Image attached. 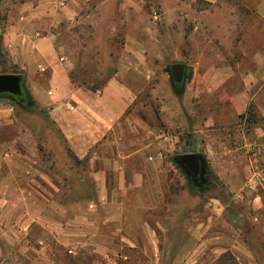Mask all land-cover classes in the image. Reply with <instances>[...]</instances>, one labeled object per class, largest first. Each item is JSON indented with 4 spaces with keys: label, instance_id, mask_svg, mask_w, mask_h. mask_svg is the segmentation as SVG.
Returning <instances> with one entry per match:
<instances>
[{
    "label": "rangeland",
    "instance_id": "obj_1",
    "mask_svg": "<svg viewBox=\"0 0 264 264\" xmlns=\"http://www.w3.org/2000/svg\"><path fill=\"white\" fill-rule=\"evenodd\" d=\"M61 1L0 0L3 53L0 73L17 71L26 81L29 71L18 67L9 55L10 48L3 35L8 20L20 33V44L33 45L32 41H42L48 50V59L59 68H68L74 85L91 91L114 74L126 45L127 48L140 45L139 58L148 65L143 71L150 77L138 98L155 105L161 132L177 136V147L171 152L164 150L174 164L171 171L166 170L163 178L167 191L165 201L177 208L169 212L161 208L145 212L146 218L158 222L153 228L162 254L159 264H172V256L186 235L187 221L222 216L234 230L239 232L240 229L239 234L246 238L259 233L251 227L249 211L255 195H261L264 201V189H250L246 181L253 170H264V134L254 128V124L263 123L256 101L264 102V95L251 101L246 116L230 122L229 108L223 106L228 99L223 100L219 94L223 89L234 88L252 92L260 87L264 92V66L251 65L254 54L264 55V0H91L84 5L73 1L69 7ZM155 13L159 15L157 20L153 18ZM244 51L246 54L243 55ZM232 55L239 58L240 65L222 66L223 61H231ZM41 63L33 65L32 73L36 76L37 71H46V65L41 66ZM175 63L194 64V76L208 77L209 91L201 98L194 95L189 98L185 88L175 92L169 74V67ZM222 78V83L212 84L213 80ZM201 84L204 82L196 79L194 88ZM35 85L32 88L39 95ZM176 94L181 110L195 114L192 119L188 117V125H185L183 116L173 117L172 96ZM7 99L0 97V103ZM28 101V105H19L7 100L12 106L15 124L8 125V121L1 120L4 125L2 152L36 158L33 165L38 175L32 180L33 187L25 185V180L21 179L23 187L32 189V193L37 189L42 191L41 187H44L50 197L65 203V217L72 216L74 210L79 214L86 213L93 186L83 176L85 164L72 161L57 126L50 118L49 106H41L36 96L29 97ZM206 117L210 120L208 124L202 121ZM10 143L13 145L9 146ZM189 151H198L206 159L210 178V186L206 189L192 188L176 163V157ZM257 151L254 162L252 154ZM217 172L222 178L216 175ZM22 195L29 196L26 191H22ZM38 198L42 199L41 196ZM213 200L223 207L220 213L211 208L198 213V208ZM25 213L21 210L12 214L7 209L0 212V264H153L152 260L143 258L137 247L131 249L120 241L116 242L113 234H118V230L113 228L107 232L103 223L104 212H101V218H96V233L113 235L114 243L102 241L94 244L86 241L87 236L82 241H73L72 235H62L55 224L62 213L54 208L32 211L50 218L48 226H43L40 221L25 223ZM76 225L81 227L79 222L68 226L73 228ZM126 229L132 230V227ZM216 264H239L234 249L224 252Z\"/></svg>",
    "mask_w": 264,
    "mask_h": 264
},
{
    "label": "crops",
    "instance_id": "obj_2",
    "mask_svg": "<svg viewBox=\"0 0 264 264\" xmlns=\"http://www.w3.org/2000/svg\"><path fill=\"white\" fill-rule=\"evenodd\" d=\"M73 1L84 5L91 0H62L61 2L69 7ZM106 1L110 0H103V2ZM5 30L4 40L10 48L9 55L13 62L20 68L29 69L25 81L29 97L36 96L41 106H49L50 118L57 126L67 149L71 150L72 161L85 164L86 171L82 173L92 184L93 190L87 199L86 213L79 214L74 210L72 216L65 217V211H67L65 203L50 197L48 192L43 190L44 187H41L42 191L37 189L33 193L32 189L23 187L21 179L25 180V185L33 187L32 180L38 175L33 165L36 163V158L2 152L1 131L4 125L1 120L8 121L6 122L8 125L15 124V115L12 116V106L7 99L0 103V212L7 209L13 214L22 210L26 212L25 223L40 221L43 226H48L47 220L50 221V218L44 217L42 213L33 214L32 211L41 212L45 208L46 210L54 208L59 214L62 213L55 223L57 229L62 232V235L67 233L72 235L73 241H82L87 236L86 241L94 244L102 241L114 243L113 235H115L116 242L120 241L131 249L137 247L143 253V258L152 260L153 264L155 262L159 264L162 254L153 228V224L158 226V222H152L146 218L145 212L150 213L160 208L169 212L177 208L165 201L167 191L163 182L166 170L171 171V166L174 164L169 155L166 157L164 150L171 152L177 147V136L161 132L160 122H158L160 117L157 114V108H155L156 111L154 110L155 105L138 98L140 92L146 88L147 79L150 77L143 71V68H147L148 65L145 60L139 58L140 45L133 44L129 48L126 45L118 60L116 71L99 88L100 93L97 94L95 91L74 85L69 78L68 68H59L48 59L46 54L48 50L45 49L42 41H32L33 45L23 42V46L18 39L20 33L16 32L10 20ZM230 59L231 61H223L222 66L231 67L235 63L237 66L240 65L238 57L232 55ZM39 61H42L41 66L46 65L47 68L43 73L37 71L36 76L32 73V69L33 65ZM252 61L254 63L251 65L264 66V55L254 54ZM185 66L192 68L193 75L191 71L182 87L188 91L189 98L193 95L201 98L203 93L209 91L208 77L194 76L193 68L196 67L194 64H185ZM196 79H199L201 83L204 82V85L194 88ZM223 81L224 78L213 80L212 84L218 85ZM33 84L40 91L39 95L35 94ZM175 87V92L183 89L178 85ZM260 95H264L260 87L253 89L252 92L234 88L233 90L223 89L219 97L223 100L228 99L226 103L223 102V106L229 108V121L235 122L239 116L243 117L249 113L251 109L248 107L249 104L259 99ZM177 96L179 95L172 96L173 117L183 116L185 125H188V117L192 119L195 114L191 111L183 112ZM256 107L263 123L251 122L250 124H254L256 132L264 134V102L256 101ZM202 121L208 124L210 120L206 117V119L202 118ZM174 122L172 121V124ZM139 132L140 135H138ZM12 145L13 143L9 144V146ZM192 152L199 153L198 151L187 153ZM72 169L76 170L74 167ZM216 175L222 178L218 172ZM40 177L43 179V176ZM58 190L57 185L56 191ZM22 191L28 193V198H25L26 194L23 197ZM50 194L53 195L54 192L51 191ZM39 196L42 199H39ZM205 204L197 209L200 211L198 213H205L203 210L206 208L220 213L223 208L218 206L215 200ZM101 212H104L103 223L107 232L116 228L118 234L115 232L112 236L110 234L103 236L96 233V218L102 217ZM249 212L252 218L251 227L259 233L255 232L247 238L239 234L240 229L239 232L234 230L222 216H206L195 221H187L186 235L172 256V264H216L220 256L229 249H234V255L239 264H264V201L261 195L253 197ZM77 222L81 223V227L68 226L75 225ZM126 227H132V230L127 231ZM183 257L186 258L185 262ZM124 258L127 257L124 256Z\"/></svg>",
    "mask_w": 264,
    "mask_h": 264
},
{
    "label": "water",
    "instance_id": "obj_3",
    "mask_svg": "<svg viewBox=\"0 0 264 264\" xmlns=\"http://www.w3.org/2000/svg\"><path fill=\"white\" fill-rule=\"evenodd\" d=\"M185 64L175 63L169 67V74L172 85H178L182 87ZM187 72H191L192 68L187 67ZM189 74V73H188ZM22 75L18 73H0V94L8 93L12 96L19 95L22 92ZM26 86V83H24ZM27 88V86H26ZM176 163L180 169L186 174H189V170L200 171L202 181H205L204 177V164L206 163L205 157L201 153L192 152L184 153L175 158Z\"/></svg>",
    "mask_w": 264,
    "mask_h": 264
},
{
    "label": "flooded vegetation",
    "instance_id": "obj_4",
    "mask_svg": "<svg viewBox=\"0 0 264 264\" xmlns=\"http://www.w3.org/2000/svg\"><path fill=\"white\" fill-rule=\"evenodd\" d=\"M187 67H185L184 69V76H183V83L185 84V81L187 80V78L189 77L190 74H188L189 72H187ZM24 77V76H23ZM23 81L25 82V80H21V83H23ZM174 86V89L176 90V87L175 85ZM180 88H183V87H180ZM179 91V90H177ZM24 91L22 89V92L19 94V95H16V96H12L8 93H1L0 94V97H6L8 99H11V100H22V101H25L26 99L29 98V96L27 97L26 95L24 96ZM16 102V101H15ZM26 104L28 105L29 104V101L27 100ZM186 176V174H185ZM204 177H205V181L203 182L202 181V176L200 174V171L198 170L197 173H195L194 171L192 170H189V174L186 176L187 180H188V183L189 185L194 188V189H197V190H203V189H206L210 186V178H209V174H208V168H207V164L205 163L204 164Z\"/></svg>",
    "mask_w": 264,
    "mask_h": 264
},
{
    "label": "built area",
    "instance_id": "obj_5",
    "mask_svg": "<svg viewBox=\"0 0 264 264\" xmlns=\"http://www.w3.org/2000/svg\"><path fill=\"white\" fill-rule=\"evenodd\" d=\"M159 17V15L157 13H155L153 15V18L155 20H157ZM95 92L98 94L100 93V90L99 89H96ZM259 153V151L257 152H254L252 154V156L254 157L253 161L255 162L256 159H257V154ZM247 183V186L250 188V189H255V188H263L264 189V170H261V169H256V170H253L251 175L249 176V178L247 179L246 181Z\"/></svg>",
    "mask_w": 264,
    "mask_h": 264
},
{
    "label": "trees",
    "instance_id": "obj_6",
    "mask_svg": "<svg viewBox=\"0 0 264 264\" xmlns=\"http://www.w3.org/2000/svg\"><path fill=\"white\" fill-rule=\"evenodd\" d=\"M3 56V53H2V36L0 35V58ZM13 73H18L19 74V72H17V71H13ZM112 75H110L108 78H106L105 80H102L100 83H99V86H97V87H95L94 88V90H96V89H99V88H101L106 82H107V80L111 77ZM69 78H70V76H69ZM22 80H25V77H23L22 76ZM70 80H71V82L73 83V81H72V79L70 78ZM25 82L23 81V83H22V89H23V91H24V94L28 97L29 96V94H28V90H27V88H26V86H25V84H24ZM74 84V83H73ZM24 95V96H25ZM27 100H29V98L28 99H26L25 101H22V100H14V101H16V103L17 104H19V105H26V102H27ZM67 151H68V153L70 154V156L73 158V154H72V152H71V150L70 149H67Z\"/></svg>",
    "mask_w": 264,
    "mask_h": 264
}]
</instances>
